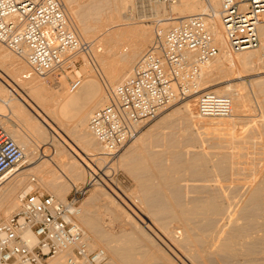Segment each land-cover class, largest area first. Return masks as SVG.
Masks as SVG:
<instances>
[{
	"label": "rangeland",
	"instance_id": "rangeland-1",
	"mask_svg": "<svg viewBox=\"0 0 264 264\" xmlns=\"http://www.w3.org/2000/svg\"><path fill=\"white\" fill-rule=\"evenodd\" d=\"M114 4V0H71L74 16L73 21L76 25L74 26V29L79 35H82V39H84L82 41H87L92 44V49L88 54L78 55L76 67L73 69V71H57L50 74V77L45 78V82L48 83L47 85L50 88L52 87L53 83L56 84L60 82L63 86L65 85L66 88H68L66 90L68 95L75 93V91L71 92L69 90V81L71 79L79 77L82 80V83H84V81L89 78L93 79L96 83V91H98L91 100L84 102L86 110L90 111L89 115L99 107V104L94 106L95 102L97 103V101L105 95L103 81H110L109 79H111V84L117 85L120 83L121 79L124 77L126 78L127 76V74L123 72L124 77H122L123 74L121 73V69L124 67L122 65L126 64L125 61L127 57L131 54V39L133 38L130 36V38L126 40L127 36L124 29H138L139 26H143L145 23H150L152 25V30L149 41L145 46L146 49L155 35L153 27H156V25L164 22L162 19L166 17L179 16L178 11H174V13L170 14L169 4L158 5L155 8L158 14L155 16L149 10L150 4L141 5V2L138 0H126L125 5L122 6L118 14L117 24L119 25L112 27L107 31H105L103 28L100 30L97 27L95 29L94 26L98 25L99 21L102 22L101 19H106V14L108 15L110 8H112ZM99 9L101 11H99ZM95 13L102 14L95 15ZM84 19L86 24L83 23ZM76 20H78L77 22L79 24L76 22ZM80 23L82 27H84V25H90V27L86 26L87 29L81 28ZM92 24L94 26H92ZM174 25V23L169 24L166 30ZM84 29H86L85 32H83ZM120 30H122L123 33ZM114 37L116 38L115 40H110ZM1 48L4 49L3 46ZM125 48L127 50H125ZM229 49L233 54H235V56L240 54V52L234 51L231 47H229ZM5 50L7 51V54L9 52L11 56L13 55L6 48L4 51ZM248 51H251L249 56L250 63L247 62L248 64H244L245 66L237 65L234 68V66L224 65L222 66L223 68L219 67L218 69V67H216L215 69L213 66L208 65V63L206 65L209 67L206 65L204 67L203 65L204 72L206 74L204 75V72L202 71L203 75L201 81L203 82L204 78L205 81L203 84L200 82L197 94H193L191 97H186L185 99L165 109L155 120L146 124L138 133V135L131 142L125 145V147L119 151L115 157L110 158L106 156L104 160L94 161L92 167H85L84 170H78L71 175L72 177L69 176V179L54 177L53 185L48 186L39 179L38 174V169L41 167V165L45 164L46 160H49L52 157V147L46 144L50 142L47 139H44L45 141L41 142L44 144H38L37 148L33 150L34 153L31 154L33 155L34 161L33 164H29V167L32 165H36V167L32 168L33 170H28L29 172L26 171L24 174L20 175L21 177L17 176L18 178L16 177L15 179L9 178L5 181L6 187L7 185L14 186V188L16 187V190L13 193L14 200L12 199L13 201L11 206H9L7 201L0 203V211L5 212L4 216H0V220L8 217L15 211L18 205L17 193L20 191V189H22L23 186L30 187L32 189L34 188L36 191L42 192L44 194H51L59 200H65L74 186H80L89 183L88 191L80 203V214L77 216L76 220L77 223L86 231L90 238L91 245L93 247H98L105 250L109 257L110 263L112 259V251L116 249V246L117 248L122 249H116L117 251L123 252V249H128L132 245L131 247L133 250L135 249V252L130 251L132 249L128 251L125 250L129 256L127 255V258H124L123 255L121 256L127 260L128 264H264V260H262L264 259V255H262L264 254V252H262V250H264V246H262V244H264V236H262L264 235L262 234L264 233V229H262L264 228V221H262L264 220V217H262L264 216V201L260 203H255L253 201V204L251 203L253 199L251 198V201L249 199V194L251 195L250 190L261 188V186L264 185V48H262L260 42V45L257 48L249 49ZM142 52H140V54L130 64L129 67L131 70L135 61ZM220 54L221 51L218 52L217 56L213 60V64H215V66L218 64L217 61L221 60ZM120 55L124 56V61L121 60ZM11 56H9V58L12 60L15 55L13 57ZM16 58L18 59L19 57L16 56L15 59ZM17 59L15 61H20L21 63V60ZM22 64H25V66H23V68H25H22L20 71V76H23L28 70L24 60L22 61ZM129 67L128 70L131 72ZM207 69L208 71L206 72ZM209 69L211 71H209ZM128 76L131 78V73H128ZM128 76L126 80L129 79ZM24 79L21 78V84L25 83ZM0 84L2 87L5 86L1 80ZM17 87V89H14L11 91V93L16 98L19 95L23 97L25 95L24 93H26L25 90L20 85ZM212 88H217L220 91H224V88H227V93L217 94L227 96L228 94H232L231 98L233 108L237 104L235 98L233 97H235L236 94L244 96V106L239 110L232 112L233 114L228 117L199 116L195 107L196 97L199 92L210 90ZM1 96L2 95H0V98ZM190 99L193 100L195 106L193 105L192 107V113L190 112L187 114L180 108V106ZM15 102L17 101L15 100ZM19 102L22 104L21 100ZM19 102L17 103L19 104ZM0 104L2 105H0L2 107L0 109L2 110V112H0V120H3V122L0 121V125L4 123L2 126L6 129V125L9 123L8 121L10 119L15 121L16 119L12 116L10 109H8L9 105H4L2 102H0ZM20 106H23L24 109L22 110H24V112L27 111L26 113L28 114H32L34 116L36 115V110L30 103L27 102V100L26 104L24 103ZM7 126L10 125L8 124ZM9 129L10 128L6 129L8 134L10 132ZM62 130L67 134L68 137L72 139L73 142H75L73 137H71V135H69L65 129ZM19 132L22 131H18L17 135L22 137L23 133L19 134ZM59 142L62 143V146H64V152L68 158L70 157V161H73V158H77V156H79V154L66 146L65 143H69L66 137L62 140L60 139ZM30 148L32 147L25 146L24 150L27 151ZM101 148L97 145L95 148L96 151L89 153L95 154L99 152ZM199 155L202 158L204 157L203 160L201 158L202 161L200 158H198L200 157ZM195 159H197V161ZM189 161H196V164L194 163V165L191 164L190 166ZM200 161L201 164L199 163ZM203 161L206 162V166H203ZM23 166H27L28 168L27 163H25ZM55 170L57 171V168H55ZM57 173L60 174L59 171H57V176ZM92 173L93 175H96V177L95 179L91 180V177L88 178V174ZM30 177H35V181L33 182L35 184H33L32 181V184L30 183ZM60 189H62V192L59 191ZM208 194L212 197H210ZM223 196L225 197L223 198ZM242 196L244 198H242ZM238 197L241 198L239 199L241 203L240 201L238 202ZM210 198H214L216 203H220V207L223 208V215L221 209L220 213L218 212L220 216L218 213L217 216V214L214 212V215L213 213L212 215L207 213V216L203 214L204 216H202V218L200 214L198 216L193 212L190 213V211H188L195 204H199V202H201L199 201L200 199L203 201L206 199L209 200ZM245 199L249 200L245 201ZM195 200L197 201L196 203L194 202V204L193 201ZM227 200L228 202L230 200L231 201L228 203ZM246 202H249L250 204H247ZM187 203V207L190 206V209L187 208L188 210L184 209L186 208ZM255 204H257L258 208L254 206ZM258 204H260L259 206L262 209L258 206ZM248 206L251 210L248 208ZM177 209H179L180 214H176L178 211ZM254 211L256 213H254ZM184 212H187L188 220L185 222V220L181 217V219L185 222L182 224L183 221H180V216H184ZM228 212L231 213L228 215ZM250 212L251 215L249 218L247 216L250 214ZM260 214L261 217L257 216ZM176 215L179 216V219ZM192 215H194V217ZM243 216L246 219L243 218ZM210 217H213L214 220H212ZM241 217L243 219H241ZM170 219L173 220L171 221ZM244 219L248 220V222ZM207 220H210L212 223H207ZM159 221L164 222L165 227L160 226ZM202 221L204 223H202ZM147 223H150V227H147L148 229L145 227ZM192 223L194 225H192ZM200 223H202L201 226L199 225ZM188 224L192 227V234H203L201 236L206 239L211 238L212 236H215L214 239H216L218 242L228 239V241H234L235 239L234 243L237 242L236 246L238 249V251L236 250L237 255L235 252L232 253L234 255H231L230 253H219V256L217 254H211L202 259L205 260V262L201 259H190V257L186 255V252L177 246L178 243L183 240L186 231L184 228H188ZM183 225H186L187 227H184ZM194 226L196 227L195 231ZM214 226L215 228H213L212 231L211 227ZM220 226L221 228H219ZM250 226H252L254 231L253 229H250ZM245 227L249 229H246ZM228 229H233V232L231 230L229 231ZM240 229L243 230L242 233ZM250 232L253 234H250ZM245 234L247 235L245 236ZM250 235H253V237ZM231 237L233 240H230L232 239ZM258 239L260 240L258 241ZM137 240H139V242ZM252 241H254L255 245ZM243 242H245V244L247 242H252V245H247L249 243L246 245L250 246L248 248L251 249V251L254 248V252H251L254 255L248 252L249 250L246 248V245ZM255 248H257V250H255ZM258 248L261 250L259 251ZM119 252H117L119 255L123 254L122 252ZM240 253H242V255L245 253L248 255V257H246L247 255L242 257ZM182 254L185 255L183 256ZM228 254L231 255L232 258ZM235 255L236 257H239H234L233 259V256ZM171 259L173 260L171 261L172 263L170 262ZM237 260L238 263L235 262ZM260 261L262 263H260ZM122 264L127 263L125 261V263Z\"/></svg>",
	"mask_w": 264,
	"mask_h": 264
},
{
	"label": "built area",
	"instance_id": "built-area-1",
	"mask_svg": "<svg viewBox=\"0 0 264 264\" xmlns=\"http://www.w3.org/2000/svg\"><path fill=\"white\" fill-rule=\"evenodd\" d=\"M138 1L169 4L175 0ZM219 2L218 15L230 47L237 52L255 48L257 28L264 23V0ZM206 16L182 18L157 34L134 63L131 78L118 83L107 102L91 113L88 129L104 147L105 156L115 157L170 104L196 90L202 66L218 54ZM0 44L25 61L26 79L71 72L78 55L92 49L90 42L80 41L69 28L58 0H0ZM80 83L79 77L71 79L70 91ZM231 106L227 95L212 91L196 97L201 117H228ZM23 158V149L0 125V177ZM88 185L74 186L65 200L34 188L20 195L15 211L0 220V264H46L59 255H63L60 264H111L105 250L91 245L76 220Z\"/></svg>",
	"mask_w": 264,
	"mask_h": 264
},
{
	"label": "bare ground",
	"instance_id": "bare-ground-1",
	"mask_svg": "<svg viewBox=\"0 0 264 264\" xmlns=\"http://www.w3.org/2000/svg\"><path fill=\"white\" fill-rule=\"evenodd\" d=\"M59 3L61 4V7L63 9V12L68 20V23H69V28L75 33V35L77 36V38L82 41L84 39H82V35H79L76 30L74 29V26L75 23L73 21V7L71 6V0H58ZM115 1V4L113 5L112 8H110L109 12H108V15L106 14V19H101L102 22L99 21V24L94 26L92 24V26L99 28L100 30L103 28L105 31L109 30L110 28L112 27H115L119 24L118 23V14H119V11L120 9L122 8V6L125 5V2L126 0H114ZM129 2V1H127ZM103 3V2H102ZM142 4H150L149 5V10L150 12H152L153 15H157V11H156V7L158 5H162L163 3H145V2H142L141 1V5ZM125 8V7H123ZM220 8V2L219 0H175L174 2H171L169 3V10H170V14L174 13V11H178L179 13V16L177 17H166L164 19H162L164 22L156 25V27L154 26L153 27V30L155 32V36H157V34H163L164 32H166V28L169 26V24H172L174 23L175 25L178 24V22L182 19V18H185V17H189V16H192V15H198V14H206V24L209 28V31L210 33L212 34V38L214 40V45L218 48V52L221 51V54H220V57H221V60L220 61H217L218 64L215 66V64H213V60L210 61L208 63V65L210 66H213L215 69L216 67H221L223 68L222 66L224 65H227V66H234V68L238 65H243L245 66L244 64H246L247 62L250 63L249 61V56L251 54V51H248V50H244V51H239L240 54H238L237 56H235V54H233L231 52V50L229 49L230 45L228 43V40L226 38V35H225V29H224V24L222 23V20L220 19L219 15H218V10ZM144 9V8H143ZM147 9V8H146ZM148 10V9H147ZM96 11H97V8H96ZM99 11H101L99 9ZM93 12V11H92ZM90 13V12H89ZM88 13V14H89ZM96 14H99V13H95ZM102 14V13H101ZM99 14V15H101ZM87 15V14H86ZM91 15V14H90ZM94 15V14H93ZM98 15V16H99ZM105 16V15H104ZM86 17V16H85ZM91 17V16H90ZM96 18H98L97 16H95ZM103 17V16H102ZM87 19V18H85ZM85 19H84V24L85 23ZM91 19V18H90ZM89 20V19H88ZM120 20V19H119ZM78 20H76L77 22ZM80 21V20H79ZM87 21V20H86ZM92 21V20H91ZM109 21V22H108ZM97 22V20H96ZM95 22V23H96ZM78 23V22H77ZM82 23V24H83ZM93 23V22H92ZM79 24V23H78ZM88 24V23H87ZM91 24V23H90ZM81 25V23H80ZM174 25V26H175ZM223 25V26H222ZM87 27L90 25H86ZM86 26L84 25V27H82L81 25V28H86ZM93 27V28H94ZM152 25L149 23V24H144L143 26H139L138 29H124L125 33H126V40L130 38V36L133 38L131 39V42H132V45H131V54L127 57L126 59V64L122 65L124 66L122 69H121V73L123 74V72H125V74H127L128 76V73H131V76L133 74V67H132V70L131 68L129 67L130 64L135 60V58L140 54V52H142L144 49H145V46L146 44L148 43L149 41V37L151 36V30H152ZM87 29V28H86ZM83 32H85V30ZM98 30V29H97ZM103 30V31H104ZM168 30V29H167ZM122 31V30H120ZM123 33V31H122ZM118 35V33H117ZM125 35V34H124ZM129 36V37H128ZM257 36H258V39H259V43L258 45L255 47L257 48L259 45H260V42H261V46L262 48H264V23L260 24L257 28ZM153 37V39H154ZM110 39V38H109ZM116 38H111L110 40H115ZM152 39V40H153ZM152 42V41H151ZM218 44V46H217ZM1 45V44H0ZM2 45L0 46V80L5 84V86H1L0 84V95L1 98H0V102H2V104L4 103V105H9L8 109H10L11 113H12V116L15 117V121L14 120H7L9 123L10 126H7V128H10V132H9V136L13 139V141L20 147L23 149V152H24V158L23 160H21L19 163H17L16 165H14L8 172H6L2 177H0V203L3 202V201H7L9 206H11L12 204V201L14 200V191L16 190V187L14 188V186H8L6 187L5 185V181L9 178H16L17 176H20L22 174H24L26 171L36 167V165H32L29 167V164H33V150L37 148L38 144H44V143H41L43 141H45L44 139H47L50 143H46L48 144L50 147H52V157L49 159V160H46V163L41 165V167L38 169V174H39V179L42 180V182L44 184H46L47 186L48 185H53V179L54 177H62L64 179H69V176H71L72 174H74L75 172H77L78 170H84L85 167H92V164L94 163V161H97V160H104L106 158V156H104V147L100 145V143L97 142V140L95 139V137L93 136L92 137V134L90 132V130L88 129V123H87V120H88V116L90 117L89 115V112L88 110H86L85 108V101H89L91 100L95 93H97L96 89V83L93 79L89 78L87 80L84 81V83H82V80H81V83L80 85L78 86V88L75 91V93L71 94V95H68L66 90L68 88H66V86L62 85V83H53L52 84V87L50 88L45 82V78L46 77H50L49 75L48 76H37V75H33L31 76L30 78L27 79H24L23 76H20V71L22 70L23 66H25V64L23 65L22 64V61L23 59H17V60H21V63L20 61H15V57L12 58H9V56H11L8 52V54L6 53L7 51L4 47L1 48ZM125 50H127L125 48ZM124 50V51H125ZM146 50V49H145ZM144 50V51H145ZM143 51V52H144ZM142 52V53H143ZM237 52V51H236ZM141 53V54H142ZM14 54L11 56L13 57ZM121 57V60L124 61V56L120 55ZM139 58V57H138ZM137 58V59H138ZM14 59V60H13ZM252 59V58H251ZM136 62V61H135ZM248 64V63H247ZM206 65V64H205ZM204 65V67H205ZM206 65V66H208ZM128 67L130 68V71L128 70ZM209 67V66H208ZM25 68V67H24ZM23 68V69H24ZM27 68V67H26ZM203 68V66H202ZM212 68V67H211ZM220 68V69H221ZM95 69V68H94ZM203 72H204V68L201 69ZM201 71V77H200V80L198 81V84H197V88L196 90H194L192 92V94H190L189 96L191 97V95L193 94H197L198 93V90H199V84L201 82V84H203V82L205 81V76L203 77L204 81L202 82V72ZM208 71V69L206 70V72ZM209 71H211L209 69ZM217 72V71H216ZM120 73V72H119ZM120 73V74H121ZM209 73V72H208ZM103 74V73H101ZM121 74V75H122ZM206 73L204 72V75ZM23 75V74H22ZM208 75V74H207ZM102 76V75H101ZM112 76V75H111ZM126 76V78H127ZM130 76V75H129ZM128 76V78H129ZM37 77H40V78H37ZM122 77H124V74L122 75ZM21 78L24 79L25 83L24 84H21L20 81H21ZM53 78V77H52ZM126 78L124 77L123 79L120 80V82H124V80L126 81ZM44 79V80H43ZM104 79V78H103ZM119 79V78H118ZM54 80V79H53ZM110 81H112L111 79H109ZM103 81V80H102ZM108 80H104V93L105 95L102 96L98 101L97 103L95 102L94 106L95 105H98L99 104V107L100 105L103 106L106 102H107V99H108V95L109 93L113 90V88L116 86L112 85L111 83ZM54 82V81H53ZM102 82V83H103ZM22 86L23 89L25 90L26 93H24L25 95L22 97V96H17V98L15 96H13V94L11 93V91H13L14 89H17L18 87L17 86ZM228 86V85H227ZM17 87V88H16ZM65 87V88H64ZM205 88V87H204ZM207 88V87H206ZM21 89V88H19ZM225 92L224 91H220L218 90L217 88H212L210 90H206V91H212L214 93H227L226 91L227 88H224ZM70 90V89H69ZM70 92V91H69ZM72 92V91H71ZM204 92V91H202ZM201 93V92H199ZM17 94V93H16ZM188 96V97H189ZM232 94H228V97L231 99L232 101V98H231ZM244 96L240 95V94H236L235 97V100L237 102V104L234 106L233 108V104L231 106V114H233L232 112L234 111H237L239 110L241 107L244 106ZM185 99V98H184ZM15 100L17 102H19L20 100L22 101V104H26V100L28 103H30L34 109L36 110L35 111V116L32 115V114H28L26 112H24V109L23 106H20L22 104H19L17 102H15ZM181 100H178V101H175L173 102L172 104H170L168 107H171V105L179 102ZM103 104V105H102ZM1 105V104H0ZM3 105V106H4ZM194 105V102L192 99L186 101L185 103H183L180 108L186 112L187 114L188 113H192V107ZM2 106V105H1ZM0 106V109L2 108ZM195 106V105H194ZM167 107V108H168ZM196 107V106H195ZM4 108V107H3ZM91 108V107H90ZM166 108V109H167ZM4 110V109H3ZM34 111V110H33ZM0 112H2V110H0ZM196 114V113H195ZM230 114V115H231ZM3 116H5L4 114H2ZM1 115V116H2ZM229 115V116H230ZM11 116V117H12ZM193 117V116H192ZM194 118V117H193ZM3 119V118H2ZM1 121V120H0ZM3 122V120L1 121ZM5 122V121H4ZM4 123H2L3 125ZM6 128V129H7ZM62 129H65V131L67 133H69V135H71V137H73L74 141H72V139L70 137L67 136V134L62 130ZM22 131V132H19L20 133H23V136L22 137H19L17 135L18 131ZM67 138V141L69 142L68 144H66L67 147H69L70 149H72L73 151H75L77 154H79V156H77V158H73L74 160L73 161H70V157L68 158L64 152V146H62V143H60V139L62 140L63 138ZM95 139V140H94ZM137 139V138H136ZM39 142V143H37ZM47 142V141H46ZM140 142V141H139ZM142 143V142H141ZM98 145V147H102L101 150L95 154H90L89 152H94L96 151L95 148L96 146ZM25 146H30L32 148H30L29 150L25 151ZM47 147V146H46ZM87 152V153H86ZM74 153V152H73ZM75 153V154H76ZM89 153V154H88ZM76 154V155H77ZM69 155V154H68ZM46 156V155H45ZM200 156V155H199ZM157 157V156H156ZM209 157V156H208ZM197 158V157H196ZM200 158L201 160V156L198 157ZM197 158V159H198ZM197 159H195L197 161ZM204 159V157L202 158V160ZM206 159V158H205ZM144 160V159H143ZM192 160H193V157H192ZM201 160V161H202ZM123 161V160H122ZM195 161V162H196ZM201 161L199 162L201 164ZM190 162V161H189ZM194 161L193 162H190L189 165L191 166L194 165L195 163ZM204 162V161H203ZM25 163L28 164V168L27 166H23ZM140 163V162H139ZM185 163V161H184ZM41 164V162H40ZM39 164V166H40ZM183 164V163H182ZM196 164V163H195ZM206 164V162H204L203 166ZM178 165V164H177ZM184 165V164H183ZM176 166V165H175ZM179 166V165H178ZM206 166V165H205ZM194 167V166H192ZM198 167V166H197ZM24 168V169H23ZM55 168H57V171H59L60 174H58V176L56 175V170ZM59 169V170H58ZM195 169V168H194ZM207 169V168H206ZM218 169V168H217ZM33 170V169H32ZM205 170V169H204ZM199 171V170H198ZM206 171V170H205ZM29 172V171H28ZM162 172V171H161ZM176 172V171H175ZM196 172V171H195ZM200 172V171H199ZM202 172V171H201ZM179 173V172H178ZM177 173V174H178ZM161 174V173H160ZM180 174V173H179ZM203 174V173H202ZM206 174V173H205ZM176 175V174H175ZM204 175V174H203ZM21 177V176H20ZM23 177V176H22ZM72 177V176H71ZM91 177L90 179H95L96 175H93L92 174H88V178ZM18 178V177H17ZM35 179V177H33ZM31 179L32 177H30V183H31ZM63 179V180H64ZM164 179V178H163ZM39 180V181H40ZM159 180V179H157ZM171 180V179H169ZM67 181V180H66ZM162 181V180H161ZM20 182V181H19ZM18 182V184H19ZM173 182V181H172ZM210 182V181H209ZM33 183V182H32ZM31 183V184H32ZM164 183V182H163ZM7 184V183H6ZM12 184V183H11ZM35 184V183H33ZM175 184V183H174ZM210 184V183H209ZM161 185V184H160ZM262 185V184H261ZM17 186V185H16ZM209 186V185H208ZM211 186V185H210ZM264 186V185H262ZM261 188H256L254 190H250L251 191V195L249 194V199L251 201V198L253 199L251 203H253V201L255 203H260L262 201H264V187ZM71 187V186H70ZM156 187V186H155ZM166 187V186H165ZM62 188V187H61ZM171 188V187H170ZM32 190V188L30 187H26V186H23L22 189H20V191L17 193V201H18V197L20 195H23L24 193L28 192ZM60 192H62V189L59 190ZM160 192V191H159ZM221 192V191H220ZM242 193V192H241ZM244 193V192H243ZM210 194V193H209ZM208 194V195H209ZM215 194V193H214ZM246 194V193H244ZM200 195V194H199ZM211 195V194H210ZM209 195V196H210ZM229 195V194H228ZM232 195V194H231ZM241 195V194H240ZM243 195V194H242ZM53 196V195H52ZM220 196V195H219ZM235 196V195H234ZM233 196V197H234ZM55 197V196H54ZM208 197V196H207ZM212 197V196H210ZM214 197V195H213ZM218 197V196H217ZM225 196H223L224 198ZM232 197V198H233ZM246 197V196H245ZM201 198V197H200ZM219 198V197H218ZM242 198H244L242 196ZM248 198V197H247ZM13 199V200H12ZM198 199V198H197ZM203 199V198H202ZM205 199V198H204ZM216 199V198H215ZM230 199V198H229ZM236 199V198H235ZM238 199V202L240 201L239 199H241L240 197L237 198ZM248 199V200H249ZM193 200V199H192ZM234 200V198H233ZM232 200V201H233ZM247 199H245V201H248ZM191 201V200H190ZM197 200L193 201V203L195 202L196 203ZM201 202H199V204H195L193 207H191V209L189 207H187L188 203L186 204V210H188L187 208H189L190 210V213L193 212L194 214L198 215L199 214L201 215V218L202 216H207L208 214L209 215H214V212L217 214L218 212L220 213V209L222 210V215L224 214L223 213V208L220 207V203H216L214 198H210L209 200H199ZM220 201V200H219ZM222 201V200H221ZM231 201V200H230ZM229 201V202H230ZM228 202V200H227ZM226 202V203H227ZM228 202V203H229ZM236 202V201H235ZM15 203V202H14ZM13 203V204H14ZM184 203V202H183ZM192 203V202H190ZM198 203V202H197ZM224 203V204H226ZM227 203V205H228ZM241 203V201H240ZM244 203V202H243ZM242 203V204H243ZM247 203V202H246ZM222 204V203H221ZM235 204V203H234ZM239 204V203H238ZM245 204V203H244ZM247 204H250L249 202ZM254 204V203H253ZM183 205V204H182ZM231 205V203H230ZM260 204H258L259 206ZM13 206V205H12ZM223 206V205H222ZM226 206V205H225ZM229 206V205H228ZM233 206V205H232ZM236 206V205H235ZM238 206V205H237ZM241 206H244V205H241ZM254 206L257 207V204H255ZM176 207V206H175ZM234 207V206H233ZM254 207V208H256ZM260 207V206H259ZM178 208V207H177ZM225 208V207H224ZM240 208V207H239ZM247 208V207H246ZM249 208V206H248ZM258 208V207H257ZM261 208V207H260ZM151 209V208H150ZM169 209V208H168ZM227 209V208H226ZM236 209V208H235ZM245 209V208H244ZM250 209V208H249ZM253 209V207H252ZM262 209V208H261ZM178 210V211H177ZM177 213L178 214L180 211L179 209H177ZM233 210V209H232ZM251 210V209H250ZM163 211V210H162ZM167 211V210H166ZM170 211V210H169ZM187 211V212H188ZM229 211V210H228ZM242 211V210H241ZM240 211V212H241ZM165 212V211H164ZM174 212V211H173ZM187 212H184L183 215L184 216H180V221H183L182 219L185 220V222L188 220V216H187ZM225 212V211H224ZM237 212V211H236ZM249 212V211H248ZM156 213V212H155ZM154 213V214H155ZM158 213V212H157ZM175 213V212H174ZM192 213V214H193ZM208 213V214H207ZM218 213V214H219ZM229 213L231 212H228V215ZM254 213H256L254 211ZM259 213V212H258ZM5 212L4 211H0V216L3 215L4 216ZM80 214V208H79V212H78V215ZM150 214V213H149ZM180 214V213H179ZM204 214V215H203ZM217 214V216H218ZM236 214V213H235ZM245 214V213H244ZM252 214H253V211H252ZM77 215V216H78ZM167 215V213H166ZM242 215V214H241ZM251 215V212L250 214L247 216L249 217ZM76 216V218H77ZM155 216V215H154ZM177 218L179 217L178 215H176ZM194 217V215H192ZM197 216V217H198ZM220 216V214H219ZM227 216V215H225ZM254 216V215H252ZM256 216V215H255ZM259 217H261V214L260 215H257ZM173 217V215H172ZM182 217V219H181ZM215 217V216H214ZM231 217V216H230ZM236 217V216H235ZM264 217V216H262ZM176 218V217H175ZM200 218V219H201ZM206 218V217H204ZM211 218V217H210ZM226 218V217H225ZM237 218V217H236ZM235 218V219H236ZM243 218H245L243 216ZM241 217V219H243ZM250 218V217H249ZM251 218H255V217H251ZM257 218V217H256ZM152 219V218H151ZM168 219V218H167ZM166 219V220H167ZM179 219V218H178ZM199 219V220H200ZM212 220L213 217L211 218ZM223 219V218H222ZM240 219V218H239ZM246 219V218H245ZM244 219V220H245ZM164 220V219H162ZM171 220V219H170ZM173 220V219H172ZM171 220V221H172ZM176 220V219H175ZM194 220V219H193ZM243 220V221H244ZM256 220V219H255ZM259 220V218H258ZM195 221V220H194ZM218 221V220H217ZM224 221V220H223ZM232 221V220H231ZM230 221V222H231ZM248 222V220H245ZM244 221V222H245ZM251 221V220H250ZM249 221V223H250ZM264 221V220H262ZM152 222V221H151ZM167 222V221H166ZM183 221L182 224L185 223ZM192 222V221H191ZM207 223L208 222H211L210 220L206 221ZM241 222V221H240ZM261 222V221H260ZM154 223V222H153ZM169 223V222H168ZM180 223V222H179ZM195 223V222H194ZM202 223H204L202 221ZM200 223L199 225L201 226ZM212 223V222H211ZM223 223V222H222ZM252 223V222H251ZM206 224V223H205ZM204 224V225H205ZM216 224V223H214ZM219 224V223H218ZM229 224V223H228ZM232 224V223H231ZM245 224V223H244ZM159 225L162 226V227H165V223L162 222V221H159ZM192 225H194L192 223ZM198 225V226H199ZM203 225V226H204ZM208 225V224H207ZM226 225V224H225ZM224 225V226H225ZM234 225V224H232ZM241 225V224H239ZM260 225V224H259ZM184 227L186 225H183ZM199 226V227H200ZM216 226V225H215ZM214 227H211V230ZM227 226V225H226ZM246 226V225H244ZM255 226V225H254ZM138 227V226H137ZM146 228L147 227H150V223L146 224L145 226ZM183 227V228H184ZM187 227V226H186ZM207 227V226H206ZM210 227V225H209ZM223 227V226H222ZM232 227V226H231ZM243 227V226H242ZM240 227V228H242ZM251 228L250 229H253L252 226H250ZM169 228V227H168ZM205 228V227H204ZM221 228V226L219 227ZM229 228V227H228ZM246 228V227H245ZM256 228V227H254ZM83 229V228H82ZM148 229V228H147ZM166 229V228H165ZM185 230V236L183 238V240L178 243L177 246H179L182 250H184L186 252V255H188L190 257V259H196V260H199V259H203L211 254H219V253H230L231 255H234L232 253L235 252L236 254V250L238 251L237 249V242H235V239L234 241H228V240H223L222 242H218L216 241L215 236H212L211 238H204L203 234H192L193 232L192 231V227L191 225L188 224V228H184ZM201 229V228H200ZM210 229V228H209ZM227 229V228H226ZM246 229H249V228H246ZM264 229V228H262ZM84 230V229H83ZM183 230V229H182ZM196 230V227L194 226V231ZM203 230V229H202ZM210 230V231H211ZM215 230V229H214ZM229 230V229H228ZM231 230V229H230ZM229 230V231H230ZM233 230V229H232ZM231 230V231H232ZM241 230V229H240ZM199 231V230H197ZM205 231V229H204ZM208 231V229H207ZM209 231V232H210ZM213 231V230H212ZM222 231V230H221ZM226 231V230H225ZM227 231V232H229ZM243 230H241V233H242ZM246 231V230H245ZM252 231V230H250ZM254 231V229H253ZM220 232V231H219ZM233 232V231H232ZM231 232V234H232ZM169 233V232H168ZM202 233V232H200ZM204 233V232H203ZM226 233V232H225ZM230 233V232H229ZM256 233V232H255ZM132 234V233H131ZM205 234V233H204ZM207 234V233H206ZM224 234V233H223ZM228 234V233H227ZM226 234V235H227ZM235 234V233H234ZM250 234H253L250 232ZM264 234V233H262ZM172 235V234H171ZM242 235V234H241ZM247 234H245L246 236ZM255 235V234H254ZM28 237H30V235H27ZM175 236V235H174ZM182 236V234H181ZM205 236V235H204ZM229 236V235H228ZM227 236V237H228ZM233 236V235H232ZM244 236V235H243ZM251 236V235H250ZM264 236V235H262ZM206 237V236H205ZM209 237V236H207ZM219 237V236H218ZM236 237V236H235ZM249 237V236H248ZM253 237V235L251 236ZM172 238V237H170ZM175 238V237H174ZM223 238V237H222ZM229 238V237H228ZM232 238V237H231ZM234 238V236H233ZM230 239V240H233ZM244 238V237H243ZM260 238V237H259ZM181 239V238H180ZM261 239V238H260ZM258 239V241L260 240ZM134 240V239H133ZM241 240V239H240ZM257 240V239H255ZM139 242V240H137ZM175 241V239H174ZM221 241V239H220ZM248 241V240H247ZM242 242V241H241ZM246 242V241H245ZM245 242H243L245 244ZM250 242V240H249ZM247 242V243H249ZM253 244L255 245L254 241H252ZM252 242L247 244V245H252ZM137 243V242H136ZM127 244V243H126ZM173 244V243H172ZM177 244V243H176ZM241 244V243H240ZM245 244V245H246ZM259 244V243H258ZM109 245V244H108ZM129 245V243H128ZM134 245V244H133ZM168 245V244H167ZM244 245V246H245ZM246 245V248L249 250H247L249 253H251L252 251L254 252V248L253 250L251 251V249H249L248 247L250 246H247ZM126 246V245H125ZM124 246V247H125ZM132 246V245H131ZM130 246V248L128 249H125V250H130L132 249V247ZM156 246V245H155ZM243 246V247H244ZM262 246H264V244H262ZM122 247V248H124ZM129 247V246H128ZM254 247V246H253ZM260 247V246H259ZM113 248V246H112ZM239 248V247H238ZM262 248V247H261ZM116 249L118 250L119 248H117L116 246ZM116 249H114L112 251V259H111V263L113 264H122V263H126L128 264L127 260L124 259V258H127V255L128 253L123 249V252L122 251H117ZM116 250V251H115ZM119 250H122L121 248ZM135 250V249H134ZM133 249L130 250V251H134ZM140 250V249H139ZM138 250V251H139ZM158 250V249H157ZM175 250V249H174ZM245 250V251H246ZM255 250H257V248H255ZM258 250L260 251L261 249L258 248ZM125 251V253H124ZM146 251V250H145ZM244 251V250H243ZM117 252L119 253H123L121 255H119ZM135 252V251H134ZM137 252V251H136ZM140 252V251H139ZM148 252V251H147ZM240 252V250H239ZM248 252H246L247 254H249ZM252 252V253H253ZM262 252H264V250H262ZM132 253V252H130ZM161 253V252H160ZM166 253V252H165ZM182 253V252H181ZM184 253V252H183ZM251 253V254H252ZM260 253V252H259ZM126 254V255H124ZM155 254V253H154ZM162 254V253H161ZM160 254V255H161ZM242 255V253H240ZM244 255H247L245 253H243ZM124 256V258H122L121 256ZM183 256L185 254H182ZM222 255V254H221ZM229 255V254H228ZM227 255V256H228ZM231 255H229L231 257ZM237 255V254H236ZM233 256V259L234 257ZM239 255V253H238ZM242 255V257L244 256ZM254 255V254H252ZM257 255V253H256ZM264 255V254H262ZM129 256V255H128ZM219 256V255H218ZM226 256V255H225ZM228 256V257H229ZM261 256V254H260ZM159 257V256H158ZM165 257V256H164ZM180 257V256H179ZM187 257V256H185ZM214 257V256H213ZM239 257V256H237ZM236 257V258H237ZM248 257V255L246 256ZM259 257V255H258ZM151 258V257H150ZM166 258V257H165ZM168 258V257H167ZM211 258V257H210ZM209 258V259H210ZM217 258V257H216ZM226 258V257H225ZM232 258V257H231ZM250 258V257H249ZM161 259V258H160ZM164 259V258H163ZM189 259V260H190ZM214 259V258H212ZM239 259V258H238ZM244 259V258H242ZM241 259V260H242ZM248 259V258H247ZM255 259V258H254ZM258 259V258H257ZM211 260V259H210ZM226 260V259H225ZM251 260V259H250ZM264 260V259H262ZM63 261V255H59L57 257H54V258H51L47 261L46 264H60L61 262ZM167 261V260H166ZM173 261L172 259L170 260V262ZM179 261V260H178ZM205 262V260H202ZM153 262V261H152ZM191 262V260H190ZM195 262V261H194ZM209 262V261H208ZM238 263V260L235 261ZM244 262V261H243ZM250 262V261H249ZM248 262V263H249ZM256 262V261H255ZM259 262V261H258ZM172 263V262H171ZM192 263V262H191ZM234 263V261H233ZM251 263V262H250ZM260 263H262L260 261ZM174 264V263H173ZM201 264V263H200ZM226 264V263H225ZM230 264V263H229ZM240 264V263H239Z\"/></svg>",
	"mask_w": 264,
	"mask_h": 264
}]
</instances>
